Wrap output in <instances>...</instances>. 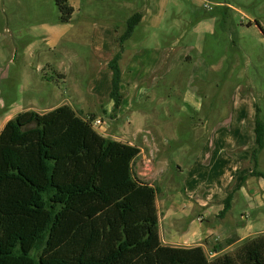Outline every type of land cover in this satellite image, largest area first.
Listing matches in <instances>:
<instances>
[{
	"label": "rangeland",
	"instance_id": "obj_1",
	"mask_svg": "<svg viewBox=\"0 0 264 264\" xmlns=\"http://www.w3.org/2000/svg\"><path fill=\"white\" fill-rule=\"evenodd\" d=\"M68 2L74 12L71 20L64 22L56 0H0V119L15 102L36 101L40 110H46L61 99H68L84 118L95 115V119H104L100 135L140 142L144 152L134 163V173L141 181L159 188L156 204L162 238L173 246L184 245L182 234L192 226L195 228L191 220L198 218L197 203H184L185 186L193 176V167H197L194 169L202 180L219 178L218 174L210 175L206 163L199 164L206 153H211L207 144L212 141L216 128L223 127V123L234 116L232 109L239 104L251 108L254 114L258 108L264 122V42L259 40L254 22L250 28L243 26L248 22L243 12L251 13L264 26V0ZM136 12H140L142 18L132 40L125 43L130 53L161 51L157 46L162 43L161 48L174 45L178 57L181 56L175 69L166 71L167 66H164V72L140 78V88L149 89V93L134 103L135 109H150L152 113L156 110L160 121L168 125L170 131L165 138L170 147L168 152L161 151L157 145L145 146L144 143L143 146L142 140L126 138L120 125L129 131L136 130L133 126L128 128L129 113L124 114V123L115 120L117 112L112 117L98 109L90 113L87 106V103L92 106L95 100L107 105L110 100L92 91L96 77L109 71L94 52V36L105 26L112 30L120 28L122 33L126 26L124 21ZM153 35L158 36L157 39ZM32 44H35V53L28 52ZM170 49L171 46L167 50ZM198 59L209 62L211 70L202 72L196 68ZM150 63L143 59L141 68L145 70ZM59 72H66V79L61 80L57 76ZM197 73L201 76L199 79ZM246 145L247 155L241 162L243 175L254 169L249 148L252 144L248 141ZM257 170L264 173V149L258 154ZM247 177L252 176L249 173ZM241 179V175L234 177L231 189ZM256 179L261 181V178ZM203 195L204 190H201L197 198ZM221 205L223 209V203ZM242 205L236 203L234 212L224 217L220 216L222 209L217 214L211 213V223L202 221L198 226L218 229L225 221L228 225L237 223L235 218L239 219L241 213L247 216L249 224L256 222L258 211H261L260 218L264 216V207L250 210ZM186 210L191 211L188 219L182 217ZM255 225L256 228L252 226L240 234L249 238L264 230V224ZM225 232L226 228L222 227L220 231L209 233L206 241L211 243L207 250H212L214 243L223 244L220 242L226 240Z\"/></svg>",
	"mask_w": 264,
	"mask_h": 264
},
{
	"label": "trees",
	"instance_id": "obj_2",
	"mask_svg": "<svg viewBox=\"0 0 264 264\" xmlns=\"http://www.w3.org/2000/svg\"><path fill=\"white\" fill-rule=\"evenodd\" d=\"M62 21L74 12L68 0H56ZM127 20L116 37L118 53L109 99L119 110L120 60L124 43L141 21ZM256 108L251 176L264 149V122ZM95 115L84 118L69 105L46 113L26 111L10 119L0 133V264H264V233L243 239L233 250L209 258L202 246H170L160 237L159 188L141 181L134 163L141 150L97 133ZM223 200L220 216L231 211L234 192Z\"/></svg>",
	"mask_w": 264,
	"mask_h": 264
},
{
	"label": "crops",
	"instance_id": "obj_3",
	"mask_svg": "<svg viewBox=\"0 0 264 264\" xmlns=\"http://www.w3.org/2000/svg\"><path fill=\"white\" fill-rule=\"evenodd\" d=\"M71 5V4H70ZM72 6V5H71ZM74 8V7H73ZM245 17L247 18L248 22L243 24L247 28L252 27L253 22L257 25V36H259V40L264 42V26L260 22V20L256 17L254 18L251 13L243 12ZM132 16V15H131ZM130 16V17H131ZM128 17L125 23V28L122 33H120V28L118 30H112L111 27L105 26L103 27L104 31L100 30L97 32V34L94 36V39L92 40V46L94 47V52L98 55L97 58L100 59L104 67H108V63L113 59V57L118 53L119 47L116 41V37L122 35L126 28H127V20L130 18ZM141 22V21H140ZM117 23H120L119 21ZM135 32V31H134ZM132 33L131 37L125 41H131L133 38ZM158 36H154V39H157ZM161 37V36H159ZM160 39V38H159ZM124 43V50L122 52V58L120 60L121 68L122 65H125L124 68H122V81H121V91L124 94L123 102L117 111V116L115 120L123 121V117L125 113H129L127 117L128 122V128L133 126L136 127V130L129 131L124 126L122 127L120 125L121 131L124 132L126 135V138L129 139H139L142 140V144L144 146L153 144L161 147V151L164 150V152H168L167 150L170 148L167 145L166 133L170 131L168 128V125H164L162 121L158 118V113L156 110L152 113L150 109L144 110V109H135L134 103L136 102L137 98L147 96L149 93V89H141L139 85V79L142 77H146L149 74H158L159 72L163 71L164 66L168 70L175 69L178 64L181 62V56L178 57V50L175 48L174 45L171 46L172 49L167 50L168 48L165 46V48L162 47V43H160L157 46V49L153 52H150L147 50L146 53L144 52H134L130 53L129 48H127L126 44ZM35 44H32V46H29L28 52H36ZM52 46H55V42L52 44ZM156 47V46H155ZM174 47V48H173ZM140 52V53H139ZM147 62V60L150 63L147 64V68L143 70L141 67L142 62ZM103 67V69H105ZM161 67V69H159ZM212 65L203 60L196 61V68H200L202 72L211 70ZM164 72V71H163ZM162 72V73H163ZM58 77H60L61 80L66 79L67 73L66 72H59L57 74ZM200 74L197 73L196 78H200ZM60 82L59 80H56ZM151 83V80H150ZM151 85V84H150ZM151 87H154L153 84ZM112 88V72L107 70L106 73H100L98 77L93 82L92 91L96 94L98 93L99 96H101L103 99L109 97V93ZM63 105H69L75 110L79 115L80 110L74 108L73 104L68 99L59 100L58 104L55 103L53 105H50L49 108H46V110H40V108L37 107L36 101H27L23 104H19L18 102L13 103L12 106H10L9 112L4 116L3 119H0V133L3 130L5 124L12 118H14L16 115L22 112L26 111H35L37 113H46L48 111H51L59 106ZM87 106L89 107V112H93L95 109L101 110V112L105 113L106 115H110L112 112V109L114 107V101L109 100L107 105L103 104L100 100H95L94 104L92 106H89V103H87ZM198 106H196L195 109H197ZM95 110V111H96ZM124 110H126L124 112ZM42 111V112H40ZM234 113V114H233ZM232 115L226 122L223 123V127H218L215 130V135L212 139V141L208 142L207 146L211 149V153H206L204 160L200 161L207 164V169L210 171V175H219L218 179L216 180H202L197 175V171L194 168H197L196 166L193 167L191 174L193 175L189 180L186 182L185 186V193L186 196L184 200L187 203H191L190 201H194L197 204L198 209V218H195L194 220H191V223L195 225V228L192 226L191 229L189 228V231L182 234V239L184 242L185 247H192L200 245L205 250L209 249L211 241L207 242L209 238V233L212 231H220L222 227L226 228V232L224 233L226 240L223 243V249L221 252H226L227 250H230L234 246H237L243 239L247 238V236H242L240 232H244V230L251 228L252 226L256 228L257 224H264V216L260 218L261 211H258L255 214V223L249 224L247 221V216L243 213L240 214V218L235 220H238L237 223H231L228 225L226 221L219 226L218 229H216V226L212 227H202L200 228L198 226V222L201 223L204 221L205 223H211L210 216L211 213L217 214L221 209L223 203V200L226 198L228 192L233 191L235 188L238 187V182L232 189V180L234 177L241 175V178L243 176L248 175L252 169H249L245 175H243V170L241 166V162L243 161V157L245 158L248 151V145L247 142L252 144V148L249 146L250 149L255 148V133H254V119L255 114L254 111L251 110V108H247V106L243 104L235 105L232 109ZM82 116V115H81ZM111 116V115H110ZM104 121V119H103ZM125 123V121H123ZM122 122V123H123ZM110 128V127H109ZM103 137L115 140V141H121L125 143H129L131 145H136L140 148L141 154H143L144 150L141 147L140 142H133V141H127V140H121L120 138L116 136H110V135H104ZM159 149H157L158 151ZM251 150V151H252ZM152 150L150 154L152 155ZM139 155V156H140ZM138 159V158H137ZM136 159V160H137ZM135 160V161H136ZM150 163V161H148ZM135 165V164H134ZM242 170V171H241ZM257 177H247L246 180L241 184L240 188L234 193L233 200H232V208L231 213L234 212L236 203H243V205L248 206L250 210L260 209L264 207V179L261 178V181H257ZM152 185V183H149ZM183 186V185H182ZM201 190H204V197L197 198L199 195V192ZM158 196V195H157ZM157 203V201H156ZM219 203V204H218ZM242 205V206H243ZM216 208V209H215ZM218 210V211H216ZM190 210H186L183 212L182 217L189 218ZM264 215V214H263ZM234 216V215H233ZM232 216V217H233ZM197 217V216H196ZM191 218V217H190ZM234 218V217H233ZM160 221V218H159ZM235 222V221H234ZM242 224H238L241 223ZM160 224V223H159ZM191 224V225H192ZM235 224H237L235 226ZM202 229V231H201ZM229 233V234H227ZM264 233V230L260 232H256V234ZM229 235V239H228ZM169 236V239L172 240L173 236ZM161 240L164 244H167L161 235ZM224 237V238H225ZM168 239V240H169ZM192 240H195L197 242L193 244H189L187 242H190ZM219 244L214 243V245ZM173 246V245H170ZM175 246V245H174ZM216 252V255L218 254Z\"/></svg>",
	"mask_w": 264,
	"mask_h": 264
},
{
	"label": "built area",
	"instance_id": "obj_4",
	"mask_svg": "<svg viewBox=\"0 0 264 264\" xmlns=\"http://www.w3.org/2000/svg\"><path fill=\"white\" fill-rule=\"evenodd\" d=\"M91 125H92V128L97 132L99 133V131L103 128L104 126V121L97 118V119H94L92 122H91ZM100 134V133H99ZM207 254H208V257L209 258H213L215 255H216V252L215 251H212V250H207Z\"/></svg>",
	"mask_w": 264,
	"mask_h": 264
}]
</instances>
